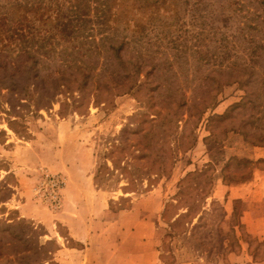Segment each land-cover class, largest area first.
<instances>
[{"label":"rangeland","instance_id":"374dc122","mask_svg":"<svg viewBox=\"0 0 264 264\" xmlns=\"http://www.w3.org/2000/svg\"><path fill=\"white\" fill-rule=\"evenodd\" d=\"M154 1L94 0L91 25L99 36L115 5L118 24L111 32L130 40L125 56L143 52L140 79L160 83L167 75L165 83L188 99L186 108L169 106L175 98L164 97L169 83L149 99L146 85L116 95V85L109 90L101 78L78 108L66 112L63 95L52 107L32 102L11 108L14 93L0 87V264L15 263L37 242L44 246L39 261L63 264L60 247L82 245L68 236L66 210L91 220L99 233L108 229L104 244L112 264L122 261L120 250L131 253V264H264V148L232 130L252 112L231 110L247 92L238 67L251 43L231 9L197 10L182 2L165 10ZM137 21L145 26L141 43L135 42ZM154 113L165 118L154 139L133 132ZM255 126H248L251 136ZM136 169L151 179L133 183ZM187 206L194 209L175 229L193 219L191 232L171 235V218ZM203 208L208 215L200 218Z\"/></svg>","mask_w":264,"mask_h":264},{"label":"trees","instance_id":"16d2710c","mask_svg":"<svg viewBox=\"0 0 264 264\" xmlns=\"http://www.w3.org/2000/svg\"><path fill=\"white\" fill-rule=\"evenodd\" d=\"M5 1L6 3L1 5L5 10H2L0 16V87L14 93L11 98L13 100L8 102L11 108L32 102L38 108L52 107L54 102L61 101L58 96L63 95L61 108L63 112H66L71 106L78 108V104L89 94V87L94 86L96 80L101 78L104 79L106 88L109 90L116 85L118 90L116 95L130 93L136 89L145 88L144 85H146L149 99L154 98L153 92L169 83L166 87L168 92L164 94V97L165 99L175 97L169 106H176L178 109L188 106V99L179 98L178 93L170 87V81L165 83L167 75L160 83L150 82L146 76L145 80L140 79L143 52L138 50L135 59L125 56L124 52L129 48L130 40L118 37L111 32L118 24V12L112 11L115 5L110 6V11L103 22L105 27L101 28L97 36L91 25L94 19L92 3L94 0ZM114 1L116 0H109V4ZM182 2L190 4L197 10L202 8L208 10L217 5L222 10L226 9L230 12L229 9H231L232 16L241 26L239 33L251 43L246 60L238 67V71L243 74V76L240 75L238 83L246 87L247 92L231 110L249 107L252 112L249 120L232 130L242 133L255 147L264 148V133L258 132L259 129H264V0H225V3L221 2L222 4L212 0H195L194 3L192 0H155L154 5L164 8L168 6L165 10H177ZM103 10L105 12V6ZM97 16L102 18L101 12L97 11ZM37 20L42 22L38 27L35 25ZM68 23L73 24L72 29L70 25L67 26ZM136 25L139 38L135 42L141 43L145 26L140 21H137ZM86 26L88 28L81 32ZM76 33H80L82 37L77 38ZM202 59L210 61V58L206 56ZM170 66L173 67V62ZM253 85L258 89L254 90ZM99 87L98 84L95 89H100ZM92 93H94L93 90ZM4 96L0 93V106L3 105ZM216 102L218 101L215 100L214 104ZM160 114L154 113L151 118L141 119L142 123L132 128L133 132L144 133L145 137L154 135L152 137L154 139L156 129L165 124V118L160 119ZM183 114L175 120L177 123L184 120ZM248 126H255L256 130L258 129L254 132V136H251ZM196 142L197 137L194 136L190 147ZM144 154L148 155L147 150ZM246 161L252 163L251 160ZM126 164V168L134 167L130 165V162H125ZM254 170L255 167L248 175H253ZM132 177L133 183L134 181L144 182L146 179H151V174L136 169ZM187 207L189 208L186 212L175 214L171 218V235L191 232L193 219L186 221L183 230L179 233L175 229L194 209ZM206 210L204 208L203 211L201 210L200 218L208 215ZM43 247L39 242L35 245L31 243L27 250L28 254L20 253L17 261L11 264H45L44 260H38ZM9 257V254H5V258L11 261ZM50 264L57 263L51 261Z\"/></svg>","mask_w":264,"mask_h":264},{"label":"crops","instance_id":"0c3cea01","mask_svg":"<svg viewBox=\"0 0 264 264\" xmlns=\"http://www.w3.org/2000/svg\"><path fill=\"white\" fill-rule=\"evenodd\" d=\"M38 220L43 221L41 219ZM63 225L67 227L69 238L76 243L82 244L81 246L67 247L64 242L68 238H63V249L60 247L58 251L59 254L63 255V264L113 263L109 260V253L106 244H104L109 233L108 229H103V234L99 233L93 229L91 220L84 219L74 213H68L67 210L63 214ZM122 252V250L118 251V255L120 257L123 256L122 261L118 264H131V253L122 254Z\"/></svg>","mask_w":264,"mask_h":264}]
</instances>
